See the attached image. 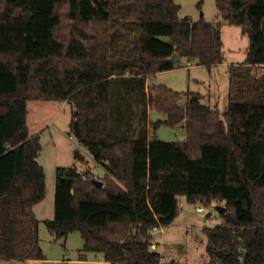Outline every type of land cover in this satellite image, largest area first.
<instances>
[{
    "label": "trees",
    "instance_id": "16d2710c",
    "mask_svg": "<svg viewBox=\"0 0 264 264\" xmlns=\"http://www.w3.org/2000/svg\"><path fill=\"white\" fill-rule=\"evenodd\" d=\"M217 14L247 35L242 62L229 67L224 112L198 91L163 83L148 103L165 115L149 123L183 126V141L121 138L110 125L111 26L138 24V53L126 57L146 78L179 66L223 61L221 23L180 17L174 0H0V258L42 259L33 207L45 194L39 134L29 100L66 101L69 130L104 170L56 169V237L79 231L82 249L114 264H160L152 227L170 224L180 197L225 207L205 226L206 264H264V0H215ZM168 37L163 40L160 37ZM174 53L179 59L172 61ZM78 157V153H75Z\"/></svg>",
    "mask_w": 264,
    "mask_h": 264
},
{
    "label": "rangeland",
    "instance_id": "374dc122",
    "mask_svg": "<svg viewBox=\"0 0 264 264\" xmlns=\"http://www.w3.org/2000/svg\"><path fill=\"white\" fill-rule=\"evenodd\" d=\"M179 5V16H187L191 20L204 18L223 23L217 14L215 0H175ZM131 29V42L127 55H122L125 47V32L115 25L111 26V66L110 81V125L121 138H142L146 135L161 140L183 141L186 132L183 126L170 127L165 124L156 129L148 126L150 122L165 118L148 103V90L154 84L163 83L177 91L204 90L217 80V91L221 95V103L226 101L223 93L229 75L226 77L227 62L242 57L247 36L235 25L221 24V38L225 63L212 69L204 65H194L182 58L180 67L154 73L148 78L145 89L140 86V78L131 70L134 61L126 57H135L138 53V24L127 23ZM168 41V37H160ZM264 72V70H263ZM262 72V73H263ZM226 77V78H225ZM200 80V81H198ZM224 96V98H223ZM27 125L30 132L39 134L41 150L38 162L45 174V194L36 203L33 211L38 221L37 232L39 245L44 258L27 262L26 259L8 261L7 264H109L104 262L100 253L84 251L83 239L79 231H71L65 236L56 237L46 226L44 220L54 216V191L56 185V169L75 167L82 172L89 170L95 178L102 177L101 169L96 166L88 151L69 130L71 109L67 102L56 100H29L27 102ZM78 153V157L75 156ZM99 173V174H98ZM104 173V172H103ZM182 197V196H181ZM198 206L203 210L199 211ZM220 221L216 203L203 205L181 200L178 216L161 230L153 233L157 243L155 250L160 252V264H206L207 238L203 231L205 226H213Z\"/></svg>",
    "mask_w": 264,
    "mask_h": 264
},
{
    "label": "crops",
    "instance_id": "0c3cea01",
    "mask_svg": "<svg viewBox=\"0 0 264 264\" xmlns=\"http://www.w3.org/2000/svg\"><path fill=\"white\" fill-rule=\"evenodd\" d=\"M174 1H175V0H174ZM214 20H215V19H214ZM221 24L226 25V26H228V25H232V24H229L228 21L225 20V19H223V23H221ZM235 26H236V25H235ZM238 27H239V26H238ZM239 28H240V27H239ZM245 35H246V34H245ZM246 36H247V35H246ZM247 49H248V38H247V41H246L245 46H244V50H243V53H242V57H240V58H235V60H232L231 62H227V63L225 64V65H226V67H225L226 77H228L227 74L229 75V72H228V71H229V67H230L231 64L239 63V62H242V61L244 60ZM181 59H182V58H180V61H181ZM189 63H191L192 66H194V65H199V64H195V63H193V62H189ZM223 63H225V58L223 59L222 62H220V63H218V64H216V65L223 64ZM216 65L211 66L210 69H212V68L215 67ZM177 67H180V66H177ZM262 68H263L262 66H261V67H258V70L261 71ZM173 69H176V67L173 68ZM169 70H172V69H169ZM163 71H165V70H163ZM159 72H162V71H158V72H156V73H159ZM156 73H155V74H156ZM152 75H153V74H152ZM149 77H151V75L147 76V78H146V82H147V80H148ZM226 77H225V78H226ZM198 81H200V80H198ZM216 86H217V80H214L213 83L210 84L209 88L204 89V90H202V91H201V89H200V90H193V91H198V92H200V93L202 94V96H203V98H202L203 102H205V103L209 104L210 106L215 107V108L219 109L220 111L224 112L225 107H226V105H227V96L225 95L226 101H224V102L221 103V95L218 94V91H217ZM227 90H228V82H227V85H226L225 90H224L223 93H226V94H227ZM223 98H224V96H223ZM63 102H66V101H63ZM148 126H149V125H148ZM146 136H147L148 138L150 137L149 135H146ZM92 160H93V159H92ZM93 161H94V160H93ZM94 163L96 164V166H97L98 168L101 169V172H99L100 175H101V174L103 175V174H104V173H103L104 170H103V169L101 168V166L98 165L95 161H94ZM99 173H98V174H99ZM182 198H184V197H180V207H181V200H182ZM35 205H36V204H35ZM35 205H34V207H35ZM216 205H217V204H216ZM34 207H33V209H34ZM101 256H102V255H101ZM102 258H103V256H102ZM7 260H9V262H10V261H13V260H16V259H5V258H0V264H7V263H8ZM33 260H34V259H27V262H31V261H33ZM104 262L109 263V264H114V263L109 262V261H106V260H104Z\"/></svg>",
    "mask_w": 264,
    "mask_h": 264
},
{
    "label": "water",
    "instance_id": "95a60500",
    "mask_svg": "<svg viewBox=\"0 0 264 264\" xmlns=\"http://www.w3.org/2000/svg\"><path fill=\"white\" fill-rule=\"evenodd\" d=\"M178 59H179L178 54H177V53H174L173 56H172V58H171V60H172V61H177ZM93 182H94L95 184H97L98 186H101V185H102V181H101V179H99V178H94V179H93ZM216 208H217V210H218L220 213H222V212L225 211V207L222 206V205H216Z\"/></svg>",
    "mask_w": 264,
    "mask_h": 264
},
{
    "label": "built area",
    "instance_id": "2783aa9c",
    "mask_svg": "<svg viewBox=\"0 0 264 264\" xmlns=\"http://www.w3.org/2000/svg\"><path fill=\"white\" fill-rule=\"evenodd\" d=\"M261 67V66H260ZM263 68H262V70L261 71H259V72H263V70H264V66H262ZM199 211H202L203 210V207L202 206H198V208H197ZM162 229V226L161 225H156V226H154V227H152V232L154 233V232H156V231H158V230H161ZM150 247L152 248V249H156V247H157V243L155 242V240H154V238L152 239V242H151V244H150Z\"/></svg>",
    "mask_w": 264,
    "mask_h": 264
}]
</instances>
